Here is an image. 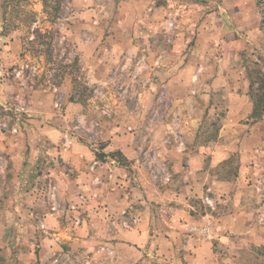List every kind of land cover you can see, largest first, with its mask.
<instances>
[{
  "label": "rangeland",
  "instance_id": "1",
  "mask_svg": "<svg viewBox=\"0 0 264 264\" xmlns=\"http://www.w3.org/2000/svg\"><path fill=\"white\" fill-rule=\"evenodd\" d=\"M61 1L0 0V264H264V1Z\"/></svg>",
  "mask_w": 264,
  "mask_h": 264
},
{
  "label": "trees",
  "instance_id": "2",
  "mask_svg": "<svg viewBox=\"0 0 264 264\" xmlns=\"http://www.w3.org/2000/svg\"><path fill=\"white\" fill-rule=\"evenodd\" d=\"M25 2L26 0H5V6L15 8L18 17L21 18L20 23H14V21L11 20L6 23L5 28H7V24H17V26L21 24L23 27H27V35L23 37L22 42V51L20 54L22 57L45 56V58L50 60L54 57L53 55L58 49V47H56L57 33L56 31L43 30L38 26H33L34 23H36V12L26 9L23 5ZM41 2L43 6V13L48 18L56 19L59 17L62 9L61 0H41ZM53 75H51V77H53ZM75 82L76 81H74V83ZM257 109L258 106L254 108L255 111Z\"/></svg>",
  "mask_w": 264,
  "mask_h": 264
}]
</instances>
